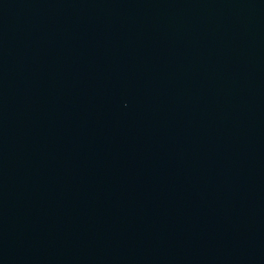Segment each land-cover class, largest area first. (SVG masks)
<instances>
[{"label":"water","instance_id":"1","mask_svg":"<svg viewBox=\"0 0 264 264\" xmlns=\"http://www.w3.org/2000/svg\"><path fill=\"white\" fill-rule=\"evenodd\" d=\"M0 264H264V0H0Z\"/></svg>","mask_w":264,"mask_h":264}]
</instances>
